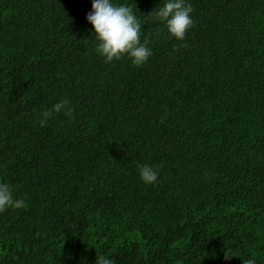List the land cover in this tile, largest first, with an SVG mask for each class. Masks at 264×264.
Segmentation results:
<instances>
[{"label": "trees", "instance_id": "16d2710c", "mask_svg": "<svg viewBox=\"0 0 264 264\" xmlns=\"http://www.w3.org/2000/svg\"><path fill=\"white\" fill-rule=\"evenodd\" d=\"M118 2L142 66L97 53L92 0H0V181L28 205L0 213V264H264V0H188L183 41L165 0Z\"/></svg>", "mask_w": 264, "mask_h": 264}, {"label": "clouds", "instance_id": "9594fccd", "mask_svg": "<svg viewBox=\"0 0 264 264\" xmlns=\"http://www.w3.org/2000/svg\"><path fill=\"white\" fill-rule=\"evenodd\" d=\"M193 7L188 0H165L162 6L155 8L149 15H154L161 21L168 34L177 40L183 41L188 29L193 25ZM92 25L98 44L97 53L105 58L106 62L119 59L123 55L131 58L134 66H142L148 62L152 49L148 41L141 40L142 23L133 8L118 0H92V8L86 15ZM63 112L65 116L73 115V108L68 98H62L51 108L41 113L40 125L44 127L56 114ZM138 172L141 180L147 184L158 182L160 166L148 163L139 164ZM24 198H15L9 183L0 181V213L9 208H26ZM234 256L231 248L224 250L223 259L229 262ZM95 264H117L115 258L99 255ZM242 264H257L254 256L242 260Z\"/></svg>", "mask_w": 264, "mask_h": 264}]
</instances>
